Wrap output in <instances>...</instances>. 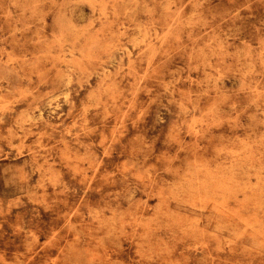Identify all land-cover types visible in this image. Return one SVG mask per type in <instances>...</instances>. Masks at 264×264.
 Listing matches in <instances>:
<instances>
[{"label": "rangeland", "instance_id": "rangeland-1", "mask_svg": "<svg viewBox=\"0 0 264 264\" xmlns=\"http://www.w3.org/2000/svg\"><path fill=\"white\" fill-rule=\"evenodd\" d=\"M263 218L264 0H0V264H264Z\"/></svg>", "mask_w": 264, "mask_h": 264}, {"label": "bare ground", "instance_id": "bare-ground-1", "mask_svg": "<svg viewBox=\"0 0 264 264\" xmlns=\"http://www.w3.org/2000/svg\"><path fill=\"white\" fill-rule=\"evenodd\" d=\"M112 8H113V7H112ZM83 14H84V13H83ZM83 14H82V16H84ZM80 20H81V19H80ZM82 20H84V18H83ZM139 28H140V27H139ZM139 28H138V29H139ZM139 31H141V30H139ZM138 36H139V35H138ZM135 41H136V39H135ZM135 41H134V43H135ZM138 42H139V41H138ZM136 43H137V42H136ZM134 48H135V47H134ZM127 49H128V48H127ZM132 61H133V60H132ZM134 61H135V60H134ZM246 68H247V67H246ZM249 68H250V67H249ZM167 90H168V89H167ZM172 92H173V91H172ZM68 94H69V93H68ZM66 95H67V94H66ZM66 97H67V96H66ZM26 107H27V106H26ZM26 107H25V108H26ZM25 108H24V109H25ZM29 115H30V114H29ZM30 120H31V119H30ZM250 134H251V133H250ZM14 146H15V145H14ZM263 219H264V218H263ZM107 225H108V224H107ZM123 225H124V224H123ZM115 230H116V229H115ZM134 232H135V231H134ZM35 233H36V232H35ZM153 248H154V246H153ZM153 259H154V258H153ZM161 262H162V261H161Z\"/></svg>", "mask_w": 264, "mask_h": 264}]
</instances>
